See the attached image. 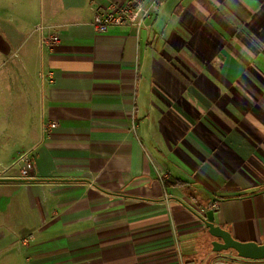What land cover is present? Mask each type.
I'll return each mask as SVG.
<instances>
[{"label": "crops", "instance_id": "obj_1", "mask_svg": "<svg viewBox=\"0 0 264 264\" xmlns=\"http://www.w3.org/2000/svg\"><path fill=\"white\" fill-rule=\"evenodd\" d=\"M124 1L0 0V73L31 90L0 125L18 150L0 177L39 179L0 182V264H264L210 259L178 200L264 243V0H164L141 28L96 30ZM28 149L30 176L10 172Z\"/></svg>", "mask_w": 264, "mask_h": 264}, {"label": "built area", "instance_id": "obj_2", "mask_svg": "<svg viewBox=\"0 0 264 264\" xmlns=\"http://www.w3.org/2000/svg\"><path fill=\"white\" fill-rule=\"evenodd\" d=\"M164 3V0H125L123 3L113 2L111 7L106 10H97L92 24L96 30L105 32L110 26H136L141 28L147 24V20L152 17L155 11ZM61 38L58 33L50 34L42 39L43 44L52 45L60 42ZM56 123H52L49 127H56ZM29 152L21 154L18 162L24 161L21 168V175L29 177L33 167V160ZM217 204L212 205V209L217 208Z\"/></svg>", "mask_w": 264, "mask_h": 264}, {"label": "rangeland", "instance_id": "obj_3", "mask_svg": "<svg viewBox=\"0 0 264 264\" xmlns=\"http://www.w3.org/2000/svg\"><path fill=\"white\" fill-rule=\"evenodd\" d=\"M41 5V2H40ZM33 27V26H32ZM25 49H23L22 47H20L19 49V54L17 58V60L19 59V61H17L16 63V77L17 79H19V81H21V78L23 76H25V80H30L29 83H36V78L39 77V74L37 75V65L35 63V61L33 60L31 64H26V62L24 61V59L26 58V54L24 53ZM30 65V66H28ZM28 73L30 75H28ZM21 78H20V77ZM8 76H7V72L5 70L4 74L0 73V79L2 81H0V125L1 127H5L7 125V119L9 120V117L11 115V112L13 111L12 109V102H11V97L12 94H14V88L16 90V92H23V94H31V90H25L23 86H20L19 82L16 80L15 84H13L12 80L9 79L8 81ZM23 80V78H22ZM40 80V79H39ZM22 93L20 95H23ZM22 100L18 101V104L21 106L23 104V102H21ZM17 103V102H16ZM25 105H28V108L31 111V114L35 116V119L38 120V117H40V101L35 100V98L31 101V102H27L25 101ZM22 152L19 154V157L15 160L18 161L20 159L21 154L25 153V152H29L30 149L28 150H21ZM14 153V157L17 156L18 150L17 149H10L8 150V152H6V150H0V158H4V161H6L7 159V163L9 161H12L13 158H11L10 155L7 154H13ZM22 163V162H21ZM21 163L17 162V163H9L7 164L5 167H10V172H17L20 170L21 168ZM21 165V166H20ZM204 239H201V242H203ZM213 241V240H212ZM212 241L210 239L207 240V242H203V245L206 247V251H209V253L211 252V257L216 256L217 254H224V255H229V256H237L236 252L233 250H228V251H223V252H218V253H213L212 250ZM210 257V258H211ZM245 260V259H243Z\"/></svg>", "mask_w": 264, "mask_h": 264}, {"label": "water", "instance_id": "obj_4", "mask_svg": "<svg viewBox=\"0 0 264 264\" xmlns=\"http://www.w3.org/2000/svg\"><path fill=\"white\" fill-rule=\"evenodd\" d=\"M39 179H29V178H5L0 177V182L8 181H35ZM183 203L188 209L193 211L204 223L208 229L209 234L214 237L212 241L213 252H223L228 250H233L236 252L238 258L260 261L264 260V243H259L256 241H241L234 237L232 232L225 227L218 225L214 221L213 209L207 211L206 216H202L189 205H187L181 199H178Z\"/></svg>", "mask_w": 264, "mask_h": 264}, {"label": "trees", "instance_id": "obj_5", "mask_svg": "<svg viewBox=\"0 0 264 264\" xmlns=\"http://www.w3.org/2000/svg\"><path fill=\"white\" fill-rule=\"evenodd\" d=\"M166 183H168V181H167ZM176 183H178V184H182V185H183L185 182H183V181H181V180H177ZM213 253H217V252H213ZM219 255H221V254H217L216 256H213V257H218ZM213 257H211V258H213ZM211 258H210V259H211ZM210 259H209V260H210Z\"/></svg>", "mask_w": 264, "mask_h": 264}, {"label": "bare ground", "instance_id": "obj_6", "mask_svg": "<svg viewBox=\"0 0 264 264\" xmlns=\"http://www.w3.org/2000/svg\"><path fill=\"white\" fill-rule=\"evenodd\" d=\"M245 260H247V259H245ZM254 261V260H253Z\"/></svg>", "mask_w": 264, "mask_h": 264}]
</instances>
